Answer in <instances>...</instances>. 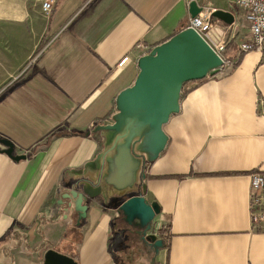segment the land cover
Instances as JSON below:
<instances>
[{"label": "crops", "instance_id": "0c3cea01", "mask_svg": "<svg viewBox=\"0 0 264 264\" xmlns=\"http://www.w3.org/2000/svg\"><path fill=\"white\" fill-rule=\"evenodd\" d=\"M191 1L54 0L44 14L40 0H0V141L26 156L0 143V264H43L49 249L78 264H264L249 205L250 175L264 172V52L230 47L234 69L186 87L165 125L145 180L163 248L125 221V198L89 199L80 226L59 204L68 171L102 150L91 129L112 123L138 59L187 27ZM195 1L229 12L228 0Z\"/></svg>", "mask_w": 264, "mask_h": 264}, {"label": "water", "instance_id": "95a60500", "mask_svg": "<svg viewBox=\"0 0 264 264\" xmlns=\"http://www.w3.org/2000/svg\"><path fill=\"white\" fill-rule=\"evenodd\" d=\"M202 11L195 0L190 2L191 19ZM213 17L232 24L228 11H215ZM214 34L221 35L219 28ZM139 73L133 85L116 97V113L111 124H98L89 134H99L102 150L83 168L68 171L71 189L62 195L60 205L77 213V226L87 218L89 199H102L108 204L113 198L126 200L118 208L125 221L141 230L145 240L159 250L163 239L151 233L155 218L161 214L157 203L145 195L147 165L155 162L165 151L169 137L165 125L181 112L182 94L195 89L200 81L222 73L227 67L223 59L192 28H184L138 59ZM234 65L228 70H233ZM2 151L14 161L26 156H14V145L1 140ZM43 264H78L65 254L49 249Z\"/></svg>", "mask_w": 264, "mask_h": 264}, {"label": "built area", "instance_id": "2783aa9c", "mask_svg": "<svg viewBox=\"0 0 264 264\" xmlns=\"http://www.w3.org/2000/svg\"><path fill=\"white\" fill-rule=\"evenodd\" d=\"M42 12L48 14L53 9L54 0H40ZM229 12L234 21L228 25L213 17L216 11L211 5L202 6L201 13L190 19L186 28L194 29L208 45L223 59L225 66L235 64L226 58L227 51L237 46L239 55L250 51L264 52V0H228ZM219 28L221 35L214 34ZM141 49L149 50L140 43ZM122 61L120 65H123ZM250 213L253 229L264 233V172L255 171L250 175ZM151 233L159 238L161 225L155 224ZM156 225V226H155Z\"/></svg>", "mask_w": 264, "mask_h": 264}, {"label": "trees", "instance_id": "16d2710c", "mask_svg": "<svg viewBox=\"0 0 264 264\" xmlns=\"http://www.w3.org/2000/svg\"><path fill=\"white\" fill-rule=\"evenodd\" d=\"M237 64H238V63H236L235 65H237ZM186 87H187V86H186ZM186 87H185V88H186ZM186 91H187V90H186V89H184L183 93H186Z\"/></svg>", "mask_w": 264, "mask_h": 264}]
</instances>
